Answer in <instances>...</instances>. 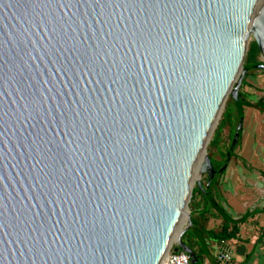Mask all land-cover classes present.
I'll return each instance as SVG.
<instances>
[{"label":"water","instance_id":"95a60500","mask_svg":"<svg viewBox=\"0 0 264 264\" xmlns=\"http://www.w3.org/2000/svg\"><path fill=\"white\" fill-rule=\"evenodd\" d=\"M262 17L264 0H0V264H161L171 248L202 264L182 239L193 211L174 235L202 153L203 210L220 208Z\"/></svg>","mask_w":264,"mask_h":264},{"label":"crops","instance_id":"0c3cea01","mask_svg":"<svg viewBox=\"0 0 264 264\" xmlns=\"http://www.w3.org/2000/svg\"><path fill=\"white\" fill-rule=\"evenodd\" d=\"M242 91L248 104L243 108V129L233 156L218 177L216 199L233 219L256 210L255 215L240 224L238 237L216 241L206 238L204 229L223 224L216 209L208 220H194L186 239L197 242L203 250L202 264H264V70L250 69ZM204 205V199L196 198ZM203 210V206L195 212ZM194 212V213H195ZM184 241V240H183Z\"/></svg>","mask_w":264,"mask_h":264},{"label":"trees","instance_id":"16d2710c","mask_svg":"<svg viewBox=\"0 0 264 264\" xmlns=\"http://www.w3.org/2000/svg\"><path fill=\"white\" fill-rule=\"evenodd\" d=\"M260 56H261V50H260L257 42L255 40H252L249 44L248 51L245 55L244 64L245 65H255V64L263 63L262 60L260 59ZM245 77H246V75H245ZM245 77H244L242 84H241V93L245 99H248L247 94H245L242 91L243 87L246 85ZM232 100H233V98H232ZM232 102H233V108L227 107L226 111L223 114V119L220 123L219 130H218L217 134L215 135V138L212 142V145L217 146L218 139L220 137L219 134L222 132L223 127L228 125L230 128V132H231L230 133V140H229L226 148L224 150H220V154H221L222 158L219 159V161H218L219 163L217 165H215L213 163V160H212L213 153L212 152L209 153V157H210L212 165L215 169H219L223 165V162L225 160L230 142H231V140H232V138L236 132V129H237L238 112H237V108L235 106L234 100ZM246 103L248 104V101ZM219 175L220 174H217L216 181L212 186V194H213L214 200L216 202H217L216 193H217ZM205 184H203V185H205ZM198 197H201L203 200V194L201 193L200 189L196 185L193 189L192 200H191V204L193 206V214L191 217V222L193 225H196L194 220H208L209 219L208 215H209L210 211L215 209L214 204H212L211 202H208L207 207L202 212H195L196 210L200 209L203 206L202 203L201 204L195 203L196 198H198ZM216 211H217L218 215L222 218L223 224L217 229H213V230L204 229V232H205L204 234L206 235V238L216 240V241H225V240H231V239L237 238L238 233H239L240 224L247 221L248 218H250L251 216H254L256 213L255 212L256 210H253L252 212L246 213L238 219H233L221 207L219 208V210L216 209ZM187 235H188V230H186L183 233L182 239L189 246V248H191L193 251H195V253L197 255H202L203 250L200 247H196L197 242L194 243L191 238L186 239Z\"/></svg>","mask_w":264,"mask_h":264},{"label":"rangeland","instance_id":"374dc122","mask_svg":"<svg viewBox=\"0 0 264 264\" xmlns=\"http://www.w3.org/2000/svg\"><path fill=\"white\" fill-rule=\"evenodd\" d=\"M254 40L253 38H251L250 42ZM260 59L262 60V62H264V55L261 54L260 56ZM232 96L229 95L226 97V100H225V103L223 105V109L221 111V114L218 118V121H217V124L214 126L212 132H211V135L209 137V140H208V143H207V146H206V152L209 154L210 152L213 153V157H212V160H213V163L215 165H217L219 162V159L222 158L221 154H220V150H224L230 140V128L228 125L224 126L223 129H222V132L219 134V139H218V144L217 146H214L212 145V142L215 138V135L217 134L218 130H219V127H220V123L223 119V114L224 112L226 111L227 107H231L233 108V102H232ZM207 178H208V175L205 173V174H202L201 178L199 179L203 184L206 183L207 181ZM196 186V181H195V185L194 187ZM191 200H192V197L190 198L189 202H188V211H193V206L191 204ZM197 202V201H196ZM189 225V222L187 221L185 223V225L183 226V228H186L187 226ZM173 245L175 246L176 245V242L173 243Z\"/></svg>","mask_w":264,"mask_h":264},{"label":"built area","instance_id":"2783aa9c","mask_svg":"<svg viewBox=\"0 0 264 264\" xmlns=\"http://www.w3.org/2000/svg\"><path fill=\"white\" fill-rule=\"evenodd\" d=\"M162 264H191V257L188 252L183 249H180L178 252L174 253L171 248Z\"/></svg>","mask_w":264,"mask_h":264},{"label":"bare ground","instance_id":"6f19581e","mask_svg":"<svg viewBox=\"0 0 264 264\" xmlns=\"http://www.w3.org/2000/svg\"><path fill=\"white\" fill-rule=\"evenodd\" d=\"M225 100H226V99H225ZM224 103H225V102H224ZM223 105H224V104H223ZM222 109H223V107L221 108V111H222ZM220 114H221V112H220ZM220 114H219V116H220ZM218 118H219V117H218ZM217 121H218V120H217ZM214 126H215V125H214ZM213 128H214V127H213ZM212 130H213V129H212ZM204 157H205V153H202L201 156H200V158H199V160H198V162H197V165H196V167H195V169H194V178H193V179H194L195 181H196L197 179H200L201 176H202V172L200 171L199 166H200V164L202 163ZM188 214H189L188 208L185 207L184 212H183L182 217H181V220H180V222H179V224H178L176 234H175L174 236H177V234H178L179 232L182 231L183 226H184L185 223L187 222ZM167 253H168V252H167ZM167 253L164 255V257H163V259H162V261H161V264H162V262L165 260V257H166V255H167Z\"/></svg>","mask_w":264,"mask_h":264},{"label":"snow or ice","instance_id":"6c2138e0","mask_svg":"<svg viewBox=\"0 0 264 264\" xmlns=\"http://www.w3.org/2000/svg\"><path fill=\"white\" fill-rule=\"evenodd\" d=\"M262 19H264V17H262Z\"/></svg>","mask_w":264,"mask_h":264}]
</instances>
